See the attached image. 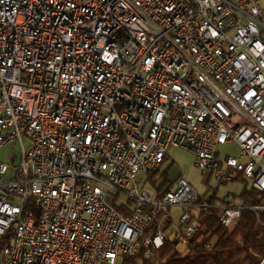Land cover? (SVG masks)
<instances>
[{
  "label": "built area",
  "instance_id": "obj_1",
  "mask_svg": "<svg viewBox=\"0 0 264 264\" xmlns=\"http://www.w3.org/2000/svg\"><path fill=\"white\" fill-rule=\"evenodd\" d=\"M13 141L0 264H123L167 240L210 250L211 210L226 230L244 210L264 226V5L0 0V147ZM219 144L237 155L219 160ZM170 147L219 183L241 176L258 203L214 202L182 176L157 191L147 175Z\"/></svg>",
  "mask_w": 264,
  "mask_h": 264
},
{
  "label": "trees",
  "instance_id": "obj_2",
  "mask_svg": "<svg viewBox=\"0 0 264 264\" xmlns=\"http://www.w3.org/2000/svg\"><path fill=\"white\" fill-rule=\"evenodd\" d=\"M166 160L167 156L163 163ZM159 168L147 175V181L157 191L164 188L167 183L165 173L167 169L159 176V180H153L155 174L159 172ZM234 180L241 181L243 178L238 175ZM209 197L214 202H225L230 198L227 196L219 199L215 193H211ZM231 198L240 199L245 207L256 205L259 199L258 194L250 188H244L239 195H231ZM160 218L158 216L157 220L152 223V227L158 224ZM259 220L261 224H264V212L259 215ZM170 223V221H166L164 227L168 228ZM202 226L205 228L202 233L203 241L212 244L210 250H204L198 246L183 252L178 250L174 242L167 240L162 247L153 251L151 257L146 258L140 253L134 258H125L123 264H136V261H139L140 264H258L260 257L264 254V226L257 227L256 216L250 210L242 211L240 220L231 230L221 227L217 220L216 210H211ZM5 243L4 240L2 244Z\"/></svg>",
  "mask_w": 264,
  "mask_h": 264
},
{
  "label": "rangeland",
  "instance_id": "obj_3",
  "mask_svg": "<svg viewBox=\"0 0 264 264\" xmlns=\"http://www.w3.org/2000/svg\"><path fill=\"white\" fill-rule=\"evenodd\" d=\"M260 3L264 5V0H260ZM24 147L27 148L29 145V139L23 140ZM21 149L17 141H13L3 147H0V162L6 161L8 153H11L13 157H16L15 162L19 160ZM218 159L222 160L225 156H236L238 148L236 144H219L217 147ZM193 155L183 149L170 147L167 152V160L160 168L159 172L155 174L153 180H159V176L165 172L167 175V183L165 186L170 184L178 176L187 178L190 185L200 195L215 193L217 198L223 199L227 196L231 198V195H239L244 189L250 188V183L247 180H234L227 183H219L214 177H210L207 174H202L199 170L192 167ZM10 177V171L4 176L5 179ZM180 210L178 208H171L169 215L172 223H176ZM170 229H168V233ZM178 250L182 251L181 247ZM136 264H140L136 261Z\"/></svg>",
  "mask_w": 264,
  "mask_h": 264
}]
</instances>
